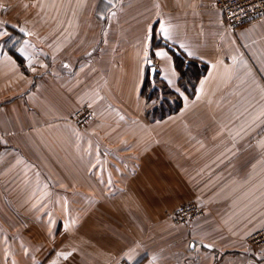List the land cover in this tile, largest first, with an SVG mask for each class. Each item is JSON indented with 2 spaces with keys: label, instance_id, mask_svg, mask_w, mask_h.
<instances>
[{
  "label": "crops",
  "instance_id": "1",
  "mask_svg": "<svg viewBox=\"0 0 264 264\" xmlns=\"http://www.w3.org/2000/svg\"><path fill=\"white\" fill-rule=\"evenodd\" d=\"M15 30L0 264H264L245 242L264 225V16L230 29L214 0H0V46ZM176 56L205 66L196 92L151 119L149 59L180 91ZM190 201L205 214L172 224Z\"/></svg>",
  "mask_w": 264,
  "mask_h": 264
},
{
  "label": "built area",
  "instance_id": "2",
  "mask_svg": "<svg viewBox=\"0 0 264 264\" xmlns=\"http://www.w3.org/2000/svg\"><path fill=\"white\" fill-rule=\"evenodd\" d=\"M31 1V0H28ZM214 6L221 11L226 26L234 29L248 22L264 16V0H214ZM93 118V112L88 106L76 109L69 120L77 127L82 128ZM2 134H0V140ZM1 152V142H0ZM205 209L193 202H186L176 206L171 214L172 224H190L193 220L202 217ZM246 245L251 249L264 248V225L251 232L245 239ZM116 264H131L128 261H119Z\"/></svg>",
  "mask_w": 264,
  "mask_h": 264
},
{
  "label": "trees",
  "instance_id": "3",
  "mask_svg": "<svg viewBox=\"0 0 264 264\" xmlns=\"http://www.w3.org/2000/svg\"><path fill=\"white\" fill-rule=\"evenodd\" d=\"M185 60L184 57L180 56L174 58L175 65H177V68L180 71L178 85L182 89L181 93L180 91L172 89L165 82L160 80L155 72L152 77L150 76V72H148L140 93L144 95L149 102V107L147 108L146 113L151 119L162 118L166 114L172 113L178 109L182 104V93L189 97L194 95L197 81L201 77L205 66L199 64L198 61ZM148 64L149 67H151V58L149 59ZM158 90L162 93V99L158 98L160 101L158 102L160 104L159 106L156 101L151 102L154 100L153 97Z\"/></svg>",
  "mask_w": 264,
  "mask_h": 264
},
{
  "label": "rangeland",
  "instance_id": "4",
  "mask_svg": "<svg viewBox=\"0 0 264 264\" xmlns=\"http://www.w3.org/2000/svg\"><path fill=\"white\" fill-rule=\"evenodd\" d=\"M32 1V0H31ZM8 32H11L10 34H8L7 36H6V41L4 42H2L1 43V46H0V48H2V49H6V48H9V50H13V47L15 46V45H17L19 42H20V34L19 33H17L18 31H14V32H12V31H8ZM11 46H13L12 48H11ZM4 47V48H3ZM197 85V84H196ZM160 86V85H159ZM179 89H180V91L182 90L180 87H179ZM149 90H151V89H149ZM148 90V91H149ZM195 92H196V88H195ZM181 93V92H180ZM162 93H161V91L160 90H158V92L156 93V95H154V97H153V99L154 100H152L151 102H155L156 101V103H158V102H160L159 100H158V98H160V99H162V95H161ZM195 94V93H194ZM192 97V96H191ZM160 104L158 103V106H159ZM85 106V105H84ZM86 106H88V105H86ZM82 106H80L79 108H77V109H80ZM89 107V106H88ZM91 109V108H90ZM92 110V109H91ZM91 122V121H90ZM172 212V211H171ZM171 214V213H170ZM170 214H169V217H170ZM170 220H171V217H170ZM103 224V223H102ZM185 225H188V224H185ZM249 235V234H248ZM247 235V236H248ZM246 236V237H247ZM246 239V238H245ZM246 242V241H245ZM120 261V260H119ZM118 261V262H119ZM121 261H123V260H121ZM124 261H128V260H124ZM117 263V262H116Z\"/></svg>",
  "mask_w": 264,
  "mask_h": 264
},
{
  "label": "water",
  "instance_id": "5",
  "mask_svg": "<svg viewBox=\"0 0 264 264\" xmlns=\"http://www.w3.org/2000/svg\"><path fill=\"white\" fill-rule=\"evenodd\" d=\"M149 72H150V76L152 77L154 74V67L153 66L150 67Z\"/></svg>",
  "mask_w": 264,
  "mask_h": 264
}]
</instances>
